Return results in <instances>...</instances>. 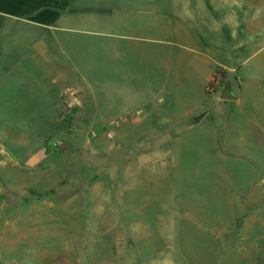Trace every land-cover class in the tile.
<instances>
[{
    "label": "rangeland",
    "instance_id": "rangeland-1",
    "mask_svg": "<svg viewBox=\"0 0 264 264\" xmlns=\"http://www.w3.org/2000/svg\"><path fill=\"white\" fill-rule=\"evenodd\" d=\"M80 4L49 38L73 40L96 103L40 125L37 95L0 86V264H264V0Z\"/></svg>",
    "mask_w": 264,
    "mask_h": 264
},
{
    "label": "crops",
    "instance_id": "crops-1",
    "mask_svg": "<svg viewBox=\"0 0 264 264\" xmlns=\"http://www.w3.org/2000/svg\"><path fill=\"white\" fill-rule=\"evenodd\" d=\"M80 2L83 0H0V86H9L6 81L17 78V82L11 85L23 103L29 104L32 94L37 95L34 100L38 103L34 101V106L31 105L36 115L30 118L35 120V124L57 125L59 120L64 119L58 111L72 104L82 107L89 99L96 103L97 98L89 92L87 72L80 65L85 60L84 56L73 52V40L67 37L49 38L55 31L73 30L72 21L78 13L72 9L81 6ZM178 9L180 20L187 19L193 10L187 2H183ZM199 55L194 59L196 67H202L203 63L209 66L206 89L216 69L227 66L218 63L212 55ZM178 60L183 62L182 57ZM166 61L171 72L172 56ZM4 62L11 64L2 73ZM98 111L99 120L111 116L101 107Z\"/></svg>",
    "mask_w": 264,
    "mask_h": 264
},
{
    "label": "trees",
    "instance_id": "trees-1",
    "mask_svg": "<svg viewBox=\"0 0 264 264\" xmlns=\"http://www.w3.org/2000/svg\"><path fill=\"white\" fill-rule=\"evenodd\" d=\"M227 78V74L222 68H217L210 81V86L214 89L223 87Z\"/></svg>",
    "mask_w": 264,
    "mask_h": 264
},
{
    "label": "water",
    "instance_id": "water-1",
    "mask_svg": "<svg viewBox=\"0 0 264 264\" xmlns=\"http://www.w3.org/2000/svg\"><path fill=\"white\" fill-rule=\"evenodd\" d=\"M222 99L224 100L236 99V96L230 91L229 88H224L222 93ZM201 118H195V121L198 122L201 120Z\"/></svg>",
    "mask_w": 264,
    "mask_h": 264
},
{
    "label": "built area",
    "instance_id": "built-area-1",
    "mask_svg": "<svg viewBox=\"0 0 264 264\" xmlns=\"http://www.w3.org/2000/svg\"><path fill=\"white\" fill-rule=\"evenodd\" d=\"M142 113V111H139V114H141ZM121 120H124L123 118L121 119ZM121 121H116V122H114V124H119Z\"/></svg>",
    "mask_w": 264,
    "mask_h": 264
}]
</instances>
